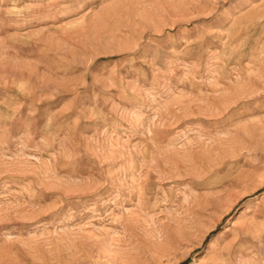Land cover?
I'll return each mask as SVG.
<instances>
[{
	"label": "rangeland",
	"instance_id": "obj_1",
	"mask_svg": "<svg viewBox=\"0 0 264 264\" xmlns=\"http://www.w3.org/2000/svg\"><path fill=\"white\" fill-rule=\"evenodd\" d=\"M0 264H264V0H0Z\"/></svg>",
	"mask_w": 264,
	"mask_h": 264
}]
</instances>
